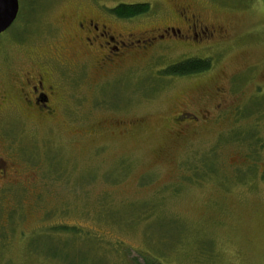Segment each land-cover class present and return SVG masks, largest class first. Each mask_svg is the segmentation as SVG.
Segmentation results:
<instances>
[{"label": "rangeland", "instance_id": "rangeland-1", "mask_svg": "<svg viewBox=\"0 0 264 264\" xmlns=\"http://www.w3.org/2000/svg\"><path fill=\"white\" fill-rule=\"evenodd\" d=\"M17 1L0 34V103L21 106L19 83L49 73L43 58L73 46L85 18L146 39L182 29L184 6L214 38L150 42L106 79L80 69L49 118L3 105L0 170L23 185L0 183V264H264V0ZM124 4L149 12L118 20ZM192 58L211 74L173 81L168 64ZM215 87L221 100L208 97ZM202 96L210 123L171 124ZM212 102L225 112L217 124Z\"/></svg>", "mask_w": 264, "mask_h": 264}, {"label": "flooded vegetation", "instance_id": "flooded-vegetation-1", "mask_svg": "<svg viewBox=\"0 0 264 264\" xmlns=\"http://www.w3.org/2000/svg\"><path fill=\"white\" fill-rule=\"evenodd\" d=\"M174 13L177 21L179 20L181 24H183L182 29L165 26L160 29L161 32L159 34H152L153 37L146 39L137 38L131 33L127 34L126 40L120 39L114 36L110 31V27L99 18H85L82 21L80 20L79 22H76L72 32L68 35L69 40L74 45L56 50L52 56L43 58V66L46 71H49V73L43 71L42 73H38L35 78L25 77V79L17 86L16 93L22 105L18 106L19 104L14 100V96L12 95H10L8 101L5 99L2 100V103H0V119L5 114L4 112L9 109L8 106L7 109H3V105L7 102L11 109H18L17 111L19 112L26 109L43 118L53 116L57 107L60 104H64L65 101L61 98L60 102L56 100L59 97L58 94L60 92H64L61 86L62 82L66 81L70 86L76 83L75 80H81L83 76L80 75V69H82L85 73L86 69L91 71L97 68L100 79H106V77L110 75H113L114 77L116 75L114 71L119 70L128 54H132V52L134 53L141 49L154 48L155 46H149L150 42L163 41L167 39L168 42L166 43L172 47L175 45L200 46L214 38L213 32L209 31L207 27H201L200 18L190 14L187 7L180 6ZM115 18L118 20L133 21V19L137 17L122 19L115 16ZM47 36L55 37V33H46L45 38H47ZM141 43L144 45L140 46L139 44ZM190 60L207 62L209 67L207 69L185 75L169 74L172 76L173 81L178 79V82H184V80H186L188 82L190 81V83L193 81L201 83L207 78L208 74H211L213 71L211 63H209V60L206 59H185L168 65L169 67L176 66ZM58 71H61V74H65H58ZM86 80L83 82L85 86H88L91 94V83H85ZM6 82L9 88L10 83L8 82L10 81L7 80ZM219 90L222 89L215 87L212 89V93L211 95H208V97L212 99L213 96H215L218 100H221L222 94ZM61 96L62 95H60V97ZM74 99L75 97H73L72 100ZM193 102L194 104H199V106L202 107H196V111L193 109L189 110V108L185 107L182 108L179 113L171 118V124L173 126L189 128L191 126H198L202 123H210V117L208 115L209 110L205 108L206 103H208V98L206 96L193 98ZM212 105L215 118L211 122H213L212 124H217L215 120H221V116L225 112L218 109L220 104L212 102ZM11 181L13 180L9 178L5 169L0 170V183L11 186L23 185L19 181Z\"/></svg>", "mask_w": 264, "mask_h": 264}, {"label": "trees", "instance_id": "trees-1", "mask_svg": "<svg viewBox=\"0 0 264 264\" xmlns=\"http://www.w3.org/2000/svg\"><path fill=\"white\" fill-rule=\"evenodd\" d=\"M148 5H119L116 8L111 10V14L122 19H130L140 15L147 14L149 11ZM209 67L207 62H201L197 60H190L178 64L176 66H171L167 68L166 72L170 75H185L192 72H197L200 70L207 69ZM65 229H69L64 227ZM63 228V229H64ZM145 264V263H143Z\"/></svg>", "mask_w": 264, "mask_h": 264}, {"label": "water", "instance_id": "water-1", "mask_svg": "<svg viewBox=\"0 0 264 264\" xmlns=\"http://www.w3.org/2000/svg\"><path fill=\"white\" fill-rule=\"evenodd\" d=\"M17 0H0V34L7 31L18 15Z\"/></svg>", "mask_w": 264, "mask_h": 264}]
</instances>
